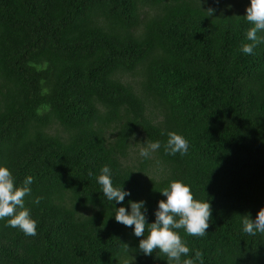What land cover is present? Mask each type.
Here are the masks:
<instances>
[{"label": "trees", "instance_id": "16d2710c", "mask_svg": "<svg viewBox=\"0 0 264 264\" xmlns=\"http://www.w3.org/2000/svg\"><path fill=\"white\" fill-rule=\"evenodd\" d=\"M249 5L0 0V166L16 186L33 177L37 225L29 236L0 219V264H168L115 210L143 200L154 222L174 180L212 208L204 236L174 229L190 249L181 261L264 264V233L242 223L264 207V42L242 51ZM169 132L186 154H167ZM104 166L130 192L122 203L103 196Z\"/></svg>", "mask_w": 264, "mask_h": 264}, {"label": "clouds", "instance_id": "9594fccd", "mask_svg": "<svg viewBox=\"0 0 264 264\" xmlns=\"http://www.w3.org/2000/svg\"><path fill=\"white\" fill-rule=\"evenodd\" d=\"M213 11L212 8L207 9L209 15ZM245 18L252 25L246 33L247 40L251 43L243 44L242 51L252 54L256 45L264 42V38L258 36L259 32H264V0H250ZM188 147V141L182 135L176 132L168 133L167 154L184 155ZM159 148V141L150 143L147 148H141L140 155L147 158L151 152ZM97 180L101 185L103 196L108 201L122 203L125 197L130 195L129 191L113 186L111 170L108 166L102 168ZM32 183L33 177L28 176L22 186H16L9 168L0 166V219L9 218L8 226L19 228L29 236L36 235L37 226L36 221L31 218L29 209L25 207V197L31 194L29 186ZM160 191L166 200L158 202L154 222L147 223L143 200L130 201V212L124 206L117 208L116 222L127 227L134 226L135 236L144 237L139 241V250L145 255H151L158 249L167 257L168 264H195L196 260L202 262L200 251L195 252L194 258L181 261L182 256H188L190 249L174 229L183 228L190 236H204L212 216L210 202L195 199L190 186L180 180L171 181L167 188ZM40 199L37 197L34 203L38 204ZM242 223L243 231L249 235L264 233V207L258 211L255 220L246 215ZM146 225H150L147 236H145Z\"/></svg>", "mask_w": 264, "mask_h": 264}, {"label": "rangeland", "instance_id": "374dc122", "mask_svg": "<svg viewBox=\"0 0 264 264\" xmlns=\"http://www.w3.org/2000/svg\"><path fill=\"white\" fill-rule=\"evenodd\" d=\"M137 145H140V143L138 142Z\"/></svg>", "mask_w": 264, "mask_h": 264}]
</instances>
